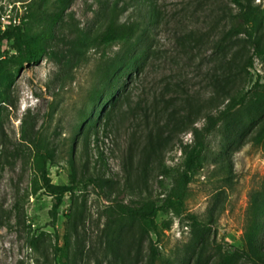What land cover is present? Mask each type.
<instances>
[{"label":"rangeland","instance_id":"1","mask_svg":"<svg viewBox=\"0 0 264 264\" xmlns=\"http://www.w3.org/2000/svg\"><path fill=\"white\" fill-rule=\"evenodd\" d=\"M12 1L25 6V38L42 55L17 71L15 52L0 43V264H148L150 243L158 249L154 264H194L197 256L217 264L251 228L264 249V143L256 135L262 105L242 106L208 135L182 207L159 210L156 231L126 217L108 227L113 200L163 202L180 147L192 137L189 129H161L150 155L147 129L185 103L198 127L227 92L248 89L256 75L264 82V62L254 59L249 74L244 70L252 49L243 35L218 45L229 27V0H137L135 8L117 0H0V10ZM252 3L264 8V0ZM60 5L64 11L51 26ZM136 15L146 29L127 59L113 61L119 46L104 45L101 35L112 17ZM136 103L145 104L148 122ZM35 137L51 154V183L77 185L57 209L58 253L52 198L38 188L32 166ZM98 175L110 181L100 188L84 181ZM193 217L208 229L193 231Z\"/></svg>","mask_w":264,"mask_h":264},{"label":"trees","instance_id":"2","mask_svg":"<svg viewBox=\"0 0 264 264\" xmlns=\"http://www.w3.org/2000/svg\"><path fill=\"white\" fill-rule=\"evenodd\" d=\"M126 1L130 7H137V0H117ZM233 5L229 12V27L224 31L219 39L218 45L225 46L239 35H243L250 45L252 52L244 59V70L249 74V68L253 66L254 59L264 62V8L258 10L252 3V0H229ZM65 6L60 5L56 11L51 14L50 24L53 26L60 18L64 11ZM149 9L153 11V6L150 4ZM22 22L19 25H8L4 29H0V43L6 41L9 43V49L15 52L16 56V70L19 71L26 65L37 64L42 55V48L33 47L25 38L24 25ZM146 29L140 15L129 17L124 21H119L117 18L112 17L106 25L102 35L101 42L106 45L117 44L118 50L116 51L113 61L118 63L123 62L133 50L136 42V37L143 33ZM9 50H3L4 54H8ZM108 61H112L111 59ZM260 76L256 75L253 84L246 90H241L234 94L227 92L225 94V103L223 106L214 112L208 111L203 115L202 125L193 126V120L190 118V109L183 104L178 111L173 109L166 116L162 124L155 123V126L147 129L146 144L144 149L145 153L153 155L156 152V146L161 140V129H165L168 133L189 129L191 132V140L188 143L181 145L180 150L182 159L176 168V175L173 178L171 190L163 198V202L158 204L155 199L142 198L131 204L124 203L121 200H113L109 214H108V227H114L121 218H135L144 223L149 229L156 231L158 224L156 216L159 210L179 209L182 207L184 197L186 195L187 185L191 180L194 172L202 167L203 154L206 148L208 135L222 122L231 118L238 110L244 105L264 106V82L260 81ZM143 118L146 121L147 108L145 104L140 105ZM177 112V114H176ZM147 124V123H146ZM155 129H154V128ZM257 139H262L264 143V123L260 125L257 132ZM171 137L168 134L166 141H170ZM32 166L38 181V188H42L52 198L50 216L54 228V251L58 253L60 247L57 244L58 234L55 228V220L57 217V209L63 202L66 194L71 195L74 193L77 185L76 183H65L54 185L51 183L47 173V162L51 160V154L43 148L37 137L34 138L32 143ZM162 173L169 171L167 166H162ZM130 172L125 170V181L128 182ZM84 181L93 184L96 187H102L110 181V178L104 176H88ZM264 195V193H263ZM176 209V210H177ZM161 226L166 227V223ZM194 226L198 230L206 231L207 224L200 222L195 217L192 218V229ZM258 231L256 228L246 230L242 237V244L237 247L233 252H225L221 254L217 264H236L240 260H245L253 264H264V249L259 242ZM202 234V232H201ZM200 234V235H201ZM202 238L200 236L199 242ZM158 256L157 246L150 243L149 246V260L148 264H154ZM194 264H201L197 256Z\"/></svg>","mask_w":264,"mask_h":264},{"label":"built area","instance_id":"3","mask_svg":"<svg viewBox=\"0 0 264 264\" xmlns=\"http://www.w3.org/2000/svg\"><path fill=\"white\" fill-rule=\"evenodd\" d=\"M15 2H11L8 6H5L2 10H0V29H4L8 25H19L22 22H25L26 17V8H16Z\"/></svg>","mask_w":264,"mask_h":264}]
</instances>
